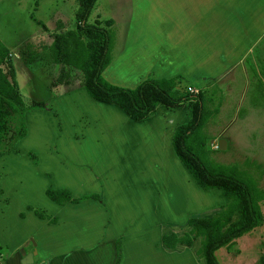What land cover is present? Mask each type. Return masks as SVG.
<instances>
[{"label":"crops","instance_id":"crops-1","mask_svg":"<svg viewBox=\"0 0 264 264\" xmlns=\"http://www.w3.org/2000/svg\"><path fill=\"white\" fill-rule=\"evenodd\" d=\"M133 1L142 22L135 33L131 21L121 52L102 73L123 87L134 88L147 77L180 76L196 94L243 63L251 53L242 47L257 43L264 32V12L254 15L263 0H138L139 7ZM154 12L161 24L146 22L145 15ZM243 12L245 21L231 16ZM28 41L20 46L36 48ZM34 54L33 66L39 61ZM131 75L136 80L124 86ZM47 101L48 109L25 112L26 134L14 151L0 153L1 264H115L118 240L121 264H202L188 247L162 246L165 225L183 226L190 216L228 202L217 188L202 190L174 153L173 134L190 119L189 104L159 106L152 117L135 120L83 87L50 92ZM35 121L57 130L63 137L59 148L53 136L33 137L29 122ZM48 187L66 189L73 198H97L61 205L46 196ZM256 237L258 264L264 231Z\"/></svg>","mask_w":264,"mask_h":264},{"label":"trees","instance_id":"trees-1","mask_svg":"<svg viewBox=\"0 0 264 264\" xmlns=\"http://www.w3.org/2000/svg\"><path fill=\"white\" fill-rule=\"evenodd\" d=\"M76 1L78 29L54 32L52 42L45 47L51 62L59 66L51 86L69 82L72 73L77 71L81 74L78 87H83L93 99L116 104L135 120L152 117L159 106L175 108L189 104L192 112L190 119L178 125L173 134L174 153L202 190L217 188L228 202L205 214L190 216L183 226L165 225L162 246L172 251L188 247L198 261L200 256L204 264H219L215 251L222 246L233 245L236 238L254 229L263 220L260 204L264 203V192L253 180L243 177L235 166L215 163L210 157L204 127L218 109L206 108L201 90L198 94L191 93L190 87L188 91H180L178 86L183 82L180 76L147 77L134 88L112 84L102 76L113 59V20H106L104 25L98 19L88 22L97 0ZM34 56L33 53L30 60ZM34 109H48V101H24L15 82L9 50L0 41V153L14 151L15 144L26 134L24 114ZM16 119L18 121L12 126ZM28 155L34 163L38 161L34 153L29 152ZM45 194L61 205L97 198L96 195L73 198L68 190L52 187H48ZM34 212L39 218H47L40 210L35 209ZM51 221L55 222V219ZM198 238L201 239V246L195 249ZM121 261L122 250L118 240L115 264H121Z\"/></svg>","mask_w":264,"mask_h":264},{"label":"rangeland","instance_id":"rangeland-1","mask_svg":"<svg viewBox=\"0 0 264 264\" xmlns=\"http://www.w3.org/2000/svg\"><path fill=\"white\" fill-rule=\"evenodd\" d=\"M135 2L139 7L140 1L135 0ZM260 4L255 5L254 14L259 17V11L264 12L262 6L264 2L260 1ZM77 9L76 0H0V41L12 51L13 55L10 58L15 71V82L24 101H47L50 92L53 94L61 90L78 88L81 74L77 71L72 73L69 82L56 87L51 86L52 78L57 75L59 66L51 62L49 52L45 49L52 42L55 31L78 29L75 15ZM243 13V17L231 16L237 21L240 19L245 21L247 17L245 12ZM152 18L153 21L156 20L155 24H161L162 17L156 15V12L151 16L145 15L148 24L153 23ZM96 19L102 25L108 19L113 20L111 27L114 33L113 56L121 52L127 32L131 28V21L133 20L132 23L136 28L135 33L142 22L139 12L135 13L133 0H97L88 16V22H94ZM239 23L238 25L242 26ZM26 41L34 43L33 46L36 48L32 46L26 48L28 43L20 46ZM245 41L248 43L246 38ZM256 42L249 43L246 48L242 47L244 52L251 53L250 55L247 53V57V54L245 55L243 63L220 75L210 84L203 85L201 96L206 100L207 109H218L204 127L207 136L206 147L210 157L215 163L235 166L243 177L253 180L264 192V32ZM35 52L39 55V61L33 66L29 61ZM44 60L50 63L48 71L47 65L42 64ZM134 67L139 68L137 63ZM211 68L215 69V66ZM128 77L124 86H129L130 80H136L134 75ZM178 87L182 92L188 91L189 88L184 81ZM17 121L14 120L12 126ZM36 122H29V128L34 125L33 137L40 136L42 140H48L53 136L59 148L60 139L63 137L56 135L57 130L53 131L47 121ZM221 139L226 142L224 149L218 148ZM260 208L263 220L259 225L236 238L233 245L222 246L215 251V258L219 264H257L254 261L258 257L256 249L259 241L256 233L264 231L263 201ZM200 246L201 239L198 238L195 249H200ZM2 254L3 252L0 251V264ZM198 257L202 260L200 256ZM262 261L264 262V250L258 264H264Z\"/></svg>","mask_w":264,"mask_h":264},{"label":"water","instance_id":"water-1","mask_svg":"<svg viewBox=\"0 0 264 264\" xmlns=\"http://www.w3.org/2000/svg\"><path fill=\"white\" fill-rule=\"evenodd\" d=\"M225 147H226V142H225V140L221 139L218 143V148L224 149Z\"/></svg>","mask_w":264,"mask_h":264}]
</instances>
